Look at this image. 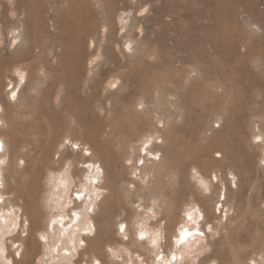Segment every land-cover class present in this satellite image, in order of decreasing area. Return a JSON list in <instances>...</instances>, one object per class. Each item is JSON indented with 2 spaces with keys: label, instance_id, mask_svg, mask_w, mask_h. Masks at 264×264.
<instances>
[{
  "label": "bare ground",
  "instance_id": "6f19581e",
  "mask_svg": "<svg viewBox=\"0 0 264 264\" xmlns=\"http://www.w3.org/2000/svg\"><path fill=\"white\" fill-rule=\"evenodd\" d=\"M92 1L94 5L101 4L98 10L103 13V36L108 37L107 58L104 60L110 66L98 75L114 74L99 86L89 84L88 88L93 90L94 96L104 90L103 94L107 95L104 98L110 101L106 108L113 114L119 109L117 107H121L126 117L135 114L134 131H117L118 123L113 116L106 118L104 124L92 126L85 119L86 115L80 114V109H77L81 117L75 118L76 126L64 129L61 124L57 126L53 122V127L44 135L40 132L35 134V144L33 140L23 144V133L15 118L24 114L33 122L34 113L39 119L48 113L49 105L43 99L37 108L29 100V91L35 85L39 87L37 84L40 85L46 75L38 73L40 66L50 68L53 65L47 52L50 51L53 58L60 61L70 42L78 50L83 45L76 25L70 17L63 15V11L70 7V0L51 3L45 19L34 16L36 35H41L46 44L34 50L30 48L12 69L4 73L0 71V264H33L38 255L42 258L50 256L47 261L43 259L44 264H83L73 258L77 253L84 252L89 254L85 259L87 264H96V260L100 264H109L108 258L112 261L114 257H122L124 252L134 251L129 245L131 240L146 254L149 252L152 257L154 255L153 258L158 257L153 264H181L185 258L193 264H197L196 258L199 264H225L220 246H224L227 240L231 241L240 227L245 230L246 214L249 212L244 210V203L256 215L255 236H260L258 239L264 244V207L261 206L264 202V104H259L254 96H245L244 89L240 87L226 86L225 94L235 95V103L230 108L226 107V112L222 111L221 117L213 121L210 135L207 134L209 129L205 131L207 135L198 151L180 161L176 149L180 146L181 134L196 136L195 127L190 125L193 118L188 117L183 104L175 102L170 92H160L156 88L152 96H145V91L142 93L137 83L130 88L129 76L134 70L121 71L127 60L137 69L141 67L140 61L153 55L144 48L138 52V48L133 46V43H142L147 39L148 30L143 23L141 25L142 17H138L141 15L135 16L130 8L129 12L120 11L116 6L119 0H107L108 4L104 0ZM135 1H130V7L136 4ZM198 1L186 0L185 4L181 0H168V11L161 7L155 10L157 19L164 22L165 17L172 19L176 15L178 18L186 16L187 19L190 14L201 17L203 13L195 8ZM200 1L206 12L202 17L214 21L203 27L199 37L192 38L189 33L185 35V41L193 50L192 55L187 54L189 58H186L191 60L192 71L214 62L213 58L220 55L223 46L221 19L232 22L239 35L235 40L240 47L236 60L243 65L247 63L263 68L264 49L254 47V38L264 30V7L261 8L264 0ZM74 10L72 12L76 14ZM182 10L185 12L182 13ZM26 11L32 13L29 8L18 11L14 7L13 20L24 26L27 18L19 17V14ZM5 12L0 15V22L8 17ZM115 20H118L117 30ZM20 31L12 30L10 50L13 54L23 51L29 44L25 43ZM116 32L118 35L115 36ZM155 33L154 41L157 42L163 36L162 33ZM93 40L90 49L95 45ZM7 44L5 30L1 27L0 54L7 49ZM173 57H166L165 62L174 63ZM183 59L185 62V57ZM96 66L90 64L87 84ZM55 67L51 71L60 74L62 69ZM28 69L31 70L30 81H27ZM8 72L12 79L6 86L12 84V87L4 92ZM79 73L73 70V87L68 96H78L82 89ZM146 73L145 69H139L135 78L143 79ZM250 74H247L249 79L252 77ZM188 75L190 78L196 74L190 75L189 72ZM238 76V83L248 78L241 73ZM253 81L256 83V80ZM4 96H8V102ZM67 98L60 99L59 108L62 112L73 114ZM4 103L12 108L13 113L10 109L4 110ZM23 105L24 110H21ZM101 105L105 104L102 102ZM185 121L188 124L187 127L184 125L186 128L177 126ZM35 126L41 129L40 123ZM216 153L219 155L215 156ZM211 163L214 170L210 167ZM28 174L32 177L31 182L27 183V192H23L25 186L21 181ZM73 185L77 188L69 194ZM129 197H135L132 204ZM29 202L34 206L28 208ZM130 205L134 213L131 216L128 212ZM119 210L125 214L122 216ZM231 210L234 214L230 215ZM116 223L120 224L124 236L133 238L129 244L123 238L114 237ZM226 228L228 231L223 233ZM23 232H27L26 237H23ZM217 234L220 236L214 239ZM40 237L45 241H41ZM92 241L94 244H91ZM211 246L215 248L206 253ZM203 251L206 254L201 256ZM262 251L259 250L257 256L261 254L260 258L264 259ZM16 254H20V260ZM139 255L142 256V253ZM257 256H251L250 260L259 261ZM144 260L146 257L136 262L146 264ZM128 261L124 264H129Z\"/></svg>",
  "mask_w": 264,
  "mask_h": 264
},
{
  "label": "rangeland",
  "instance_id": "374dc122",
  "mask_svg": "<svg viewBox=\"0 0 264 264\" xmlns=\"http://www.w3.org/2000/svg\"><path fill=\"white\" fill-rule=\"evenodd\" d=\"M55 1L56 0H13V1L0 0V4H2L0 5V15L2 14L3 11L4 12L6 11L5 13H8V17L4 18L3 21L0 22V29L1 27L4 28L5 35L8 39L7 49H5L3 54H0V71L2 73L7 72L8 71L7 69H12L14 63L16 61L22 60L30 48L34 50L36 47L44 45L46 40L44 42V40L41 38V35L38 34L36 35L37 26L34 16H40L41 18L45 19L47 7L51 3H54ZM104 1L106 4H108L107 0ZM130 1L131 0H119L116 6L118 9H120V11L126 10L127 12H129L130 10H133V14L135 16L141 15L138 16L139 18L142 17L141 19H143L141 25L144 24L143 27L148 30L146 32L147 39L144 40L142 43L135 42L133 43V46L138 48V52H140L144 48L145 50L148 51V53H152L153 55L151 56L152 58L146 56L143 61H140L141 67H138L137 65L138 67L137 69L135 65L131 63L130 60H127L125 62L126 66L121 68V71L126 72L129 69L134 70V73H132L129 76L128 84H130L129 86L130 88H132L133 85L137 83L136 85L142 88L141 92L144 93L145 91V96H152L153 91L156 88L160 89V92H164V93L170 92V94L172 95L171 97L174 99L175 102H180L181 104H183L182 107L186 110V112H188L189 115L188 117L190 119L193 118L194 122H192L193 120L191 121L190 119L189 121L192 122V123L190 122V125L193 124V126L196 129V136H190V134L184 136V134H181L180 146H178V148L176 149V155H178L179 157L178 159L180 161H182L186 156H189L198 151V149L201 147L203 138L207 134L210 135L209 133L212 131L210 128H212L213 121L221 117L222 111L226 112L225 110L226 107L230 108L231 105L235 103L237 98L235 95L233 96L231 94H225L224 90L226 86H231L234 88L240 87L244 89L246 93L245 96H247L248 98H250V96H254L257 98L256 100H258L259 104H264V65L263 68H258L256 65H249L247 63L246 65H243L241 62L239 63V61L236 60L237 56L235 55L240 47L235 43L236 42L235 40L237 39L236 36L239 37V35L237 34V30L233 27L232 22H230L227 19L220 20V23L223 27V31H222L223 34L221 37L223 43L221 53L223 54L221 53L220 55L218 54L219 57L215 56L213 58L214 62L202 65L198 71L197 70L192 71L191 60H186V58H189V55L190 56L192 55L193 50L191 49V46H189L187 41H185L184 39L185 35L189 33V35L192 38L197 36L199 37V35L203 33L201 32L203 27L206 24H208L210 21L212 22L213 20L211 19L207 21L205 18L202 17L206 14L205 10L203 9L202 2L199 0L197 4H195L196 5L195 8L197 9L199 8L198 10L203 13L201 17L190 14V16H188L187 19L186 16L182 18H178L177 15L174 16V18L169 19L167 16V18L165 17L166 20L164 22H160V20L157 19V13H156L157 8L161 7L165 10L167 9L168 11L170 8L168 0H137V2L135 1L136 4H133V7H130ZM181 1L184 2L185 4L187 3L186 0H181ZM70 2H71L70 7H67L63 11V15L68 18L70 17L71 18L70 21L76 25L77 32L82 36L83 45L82 48L78 50V48L76 46L73 47V44L70 42L68 50L64 53L63 58L60 61L53 58L50 51L47 52V56L52 59L51 60V62L53 63V65L51 64L52 67L56 68L55 66H57L62 70L60 74H55L53 71H51V69H53L52 67L49 68V66L47 67L45 65H42V67L40 66L41 69L39 68L38 73L39 74L41 73L42 76H44V74L46 75L44 76L45 78L42 77L43 78L41 79L42 81L40 80L42 83H40V85H38L39 83L37 84V86L39 87H36L35 85V88H38L39 91L35 88H32L29 91V95H30L29 100L30 102L35 103V108H37V106L41 105V101L43 99L45 102L48 103L49 109H48V113L46 115H43L41 119H39L40 118L39 116H36L37 115L36 113L34 114L32 113L33 115H35L34 120H32L33 122H30L31 119L24 114H21V116L24 115L23 117L19 116L15 118L16 123L19 126V129L23 133L22 135L23 144L29 143L28 142L29 140H33L35 144V136L39 132L41 135H44L51 127H53V122L55 124L57 123V126L61 124L63 128L65 127L64 129H67L75 124L77 125L76 121L81 117L79 116V114H77L78 113L77 109H80V114L86 115L85 119H87L89 124L92 126H98L101 123L104 124L106 118L108 119L109 117L113 116L118 123L117 131H125V132H128L129 130L130 131L132 130V132L134 131L133 119H135V114L126 117L125 113L120 109L121 107H117L119 109L113 114V112H110V110L106 108V106H108V102L110 101L108 100L106 101V99L104 98V96H107L106 93L103 94L104 90H101V92H98L97 96H94L93 90L91 88H88L89 84L92 85L94 84L96 86H99L102 81H105L106 79H108V77L114 74L113 73L111 75H103V74L98 75L99 72L109 68L110 66V64L105 63L106 60H104L107 58L106 52L108 48V37L106 36L107 37L106 38L103 36V19H102L103 13H101L100 10H98V6H100L101 4L97 3V5L96 4L94 5L92 0H70ZM160 2L163 4H160ZM1 7L3 10L1 9ZM14 7H17L18 11H23L26 10V8L27 9L29 8L30 11L32 12L30 13L29 11H26V13L22 12L21 14H19V17L23 18L25 16L24 18L25 19L27 18L24 26L15 19L13 20L12 14ZM73 7L75 10L73 9ZM263 7L264 4L261 5V8ZM73 10L77 13L74 14V12H72ZM181 12L184 13L185 10H182ZM117 21L118 20H115V26H114L116 30L118 28L116 23ZM13 29H15L17 32L21 30L20 32L21 34H23V39L25 40V43L29 42L28 47L26 48L27 51L26 49H24L21 52L13 54V51L10 50L12 48L10 39L12 36ZM155 32L162 33L163 36L162 39H159L157 42L154 41V37L156 36ZM116 35H118L117 32L115 36ZM254 39L256 44L254 47L256 49H261V48L264 49V30L259 34H256ZM92 40L94 41L95 45L93 49H90ZM227 47H230L231 50ZM167 55L172 57L174 56L173 57L174 63L167 64L165 62V60H167L166 57H168ZM229 56L231 57L230 59ZM182 57L183 58L185 57V62ZM91 63L99 66L98 67L96 66L95 69L96 71H94L93 73L94 75L91 79L92 81L90 80L87 84L86 82L88 78L87 71ZM139 69L140 70L145 69L147 71L146 76L143 79L135 78L137 76V72ZM73 70H78L80 72L79 84H82V89L78 93V96L75 95L68 96V92L73 87V84H71V80L73 79L72 76ZM189 72L190 75L194 73L196 75L188 78ZM249 72H251V74ZM240 73L243 77L248 76L247 74H250L252 77L250 79L249 76L248 78L247 77L243 78L244 80L241 83H238V77H239L238 75ZM26 74H27V81H30L31 70L28 69V72ZM11 79H12L11 73L8 72V78H6L4 82V92H6L12 87V84L6 86L7 83L11 81ZM253 80H256V83ZM105 82H103V84ZM86 84H87L86 87L87 89H85ZM100 87L102 89V86ZM64 96H66V98L68 97L67 99L73 109L72 110L73 114L72 113L68 114L66 111L62 112V110L59 108L58 104L60 102V99ZM4 97L5 100L8 102V96H4ZM101 99L102 101H100ZM102 102L105 104L104 106L101 105ZM77 105H79L80 107ZM9 109L13 113L12 108L8 104L4 103V110L8 111ZM21 110H24V105L21 108ZM39 123L41 124V129L40 128L38 129L35 126L38 125ZM186 123L187 122L185 121L184 124L179 123V125L177 126L186 128L188 126V124ZM218 123L219 122L215 123L214 125H217ZM184 125L187 126L185 127ZM206 130H208L207 134H205ZM81 136L85 137L87 135L82 134ZM40 138H43V136H40ZM28 146L32 147V144H28ZM217 154L219 153H216L215 156H218ZM210 167L211 169L214 170V166L212 163L210 164ZM31 178L32 177L30 176V174L22 178L21 182L25 186V188L22 189L23 192H27L25 189L26 186H28L27 183L31 182ZM72 188L73 189L72 190L70 189L69 194H71L73 190H75L77 187L76 185H73ZM129 198H130V203L132 204L134 201L133 199H135V197H133V199L132 197ZM118 204L120 205V202ZM138 204L139 203L137 202L136 206ZM28 205H29L28 208L34 206L31 205L30 202ZM261 206L264 207V202L261 203ZM243 207L244 210L249 212L248 214H246V219H248L245 223L246 228L244 230V227L240 225L242 227H240L239 232L234 235L235 237H233L231 241L227 240V243L224 246L222 245L220 246V248H223V253H224L223 258L225 257L224 263L225 264H255V263L264 264V262H261V260L264 259L262 257L260 258V256L262 255L260 254L259 256H257L258 255L257 252H259V250L262 251V249L263 251L261 253L264 255V248H262L264 247V244L261 242L260 239H258L260 236L258 237L255 236L256 235L255 231L257 229V228L255 229V227H257L258 220L256 218V215H254V211L251 210L250 207L248 208L247 203H244ZM129 211H130V216L134 214L132 212L131 205L128 209V212ZM119 212L122 214V216L125 214L123 210L121 211L119 210ZM44 213L46 215V211ZM229 214L230 215L234 214V210H231ZM119 218H121V216H119ZM29 221L30 222L32 221L31 216H29ZM224 221H226V219H224ZM248 222H250V224ZM251 223H253V225ZM115 225L116 226H114V232H113L114 237L115 238L117 237V239L123 238L125 239L124 242L127 241L126 243L129 244L128 242L133 238L128 235L125 236L123 235V230L120 229L121 228L120 224L116 223ZM250 227L253 230L250 229ZM25 228L27 229V226H25ZM247 228H249V230H247ZM43 231L44 230H42V232ZM226 231H228L227 228L226 230L225 229L222 230L223 233H225ZM22 235L23 237H26L27 232H23ZM219 236L220 235L217 234L214 239H217ZM40 239L41 241H45L43 240L42 237H40ZM52 240L53 238L51 239V241ZM140 240H142V236H140ZM92 243L94 244L93 241L91 242V244ZM203 243L204 245H206L205 241ZM17 245H15V247ZM129 245H131L132 249L134 248L133 252L128 251V254L127 252L126 253L124 252L122 253L124 257L123 256L121 257L120 255L112 258V261L111 258H108V261L110 262L109 264H124L129 259H130L128 261L129 264H133V263L135 264L136 261H140L145 257L146 260H144V262L146 264L147 263L153 264L154 260L158 259V257L153 258L154 255L152 257V254H149V252H147L148 254H146V252L143 251L140 247L138 248V246L134 244L132 240H131V244ZM214 248H215L214 246H211L207 248L205 252L209 253ZM109 250H111V247L109 248ZM251 251L253 254H251ZM139 253H142V256H140ZM206 253H204L203 251L201 256L205 255ZM16 255H17L16 256L17 259L20 260V254H16ZM88 255L89 254L88 253L85 254V252L84 254L77 253L73 259L78 262L82 261L83 264H85L86 263L85 259H87ZM251 256L254 257L257 256L259 258V261L254 262L250 260ZM45 258L44 257L42 258L41 255H38L35 258L33 264H37V263L44 264L45 260L47 261L50 259V256L46 255ZM184 260L181 261L182 262L181 264L185 262H186L185 264H193L192 261H188L186 258ZM235 260L239 262L237 263ZM97 261L99 260H96V262ZM199 262H197V258H196V263L199 264ZM219 262L222 263L223 259L220 258Z\"/></svg>",
  "mask_w": 264,
  "mask_h": 264
},
{
  "label": "snow or ice",
  "instance_id": "6c2138e0",
  "mask_svg": "<svg viewBox=\"0 0 264 264\" xmlns=\"http://www.w3.org/2000/svg\"><path fill=\"white\" fill-rule=\"evenodd\" d=\"M13 98H15V93H13ZM0 147H2V143H0ZM77 147H78V146H77ZM217 155H219V154H217ZM96 264H100V262L97 261Z\"/></svg>",
  "mask_w": 264,
  "mask_h": 264
}]
</instances>
